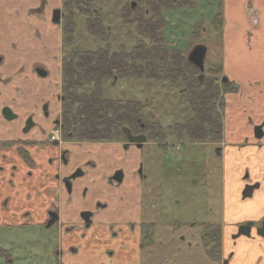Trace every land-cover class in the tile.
<instances>
[{"label":"flooded vegetation","instance_id":"af4514ba","mask_svg":"<svg viewBox=\"0 0 264 264\" xmlns=\"http://www.w3.org/2000/svg\"><path fill=\"white\" fill-rule=\"evenodd\" d=\"M39 3V7L43 8L45 0H39ZM128 4L132 9L135 6L133 1ZM62 18L63 11L61 10V22ZM6 27L10 29L8 24ZM0 44L6 45L10 50L13 49L11 42L6 43L5 40H0ZM33 69L38 74L39 71L44 70L38 64H35ZM22 70L20 68L16 70V73L13 72L5 55L0 53V115L2 119L7 122L16 119L19 110L16 106H20L23 113L18 122L19 126L26 117L22 132L27 133L33 127L38 128L36 135L31 139L22 135L16 138L0 137V264H14V255L8 251L9 245L13 243L12 240H15L14 237L11 238L13 232L20 234L25 231L30 235V231H34L36 234L32 236H36L35 244L40 246L47 240L55 239L56 245L53 246L50 254L54 257V264H64L63 256L66 253H77L82 249V244L70 245L66 250L62 249L59 244L63 239L61 235L65 234L70 238L73 233H78V238L83 240L87 231L103 227V225L108 231L109 238L117 239L118 242L116 245L118 252L105 249L104 253L109 258V262L112 259L122 260L133 257V264H159L158 260L161 261V258L165 256L162 245L172 244L174 240L184 242L186 249L189 250L188 253L192 250L200 255L202 253L208 258L209 264H237L232 261L237 252L235 251L237 241L240 238L251 241L259 240L260 246L262 244L264 247V230L263 232L260 230L264 222V213L259 221L245 220L235 223V229L230 234L231 243L227 248L223 244L221 223H200L199 225L197 223L186 225L158 223L164 218L163 210H158L157 206L159 194L145 185L151 183L152 176L148 177L144 168L147 164L152 166V161L150 158L146 161L141 150L135 158L137 168L136 172H133L134 178L130 175L132 179H135V195L132 194V196L130 192L119 193L118 199L108 196L110 190L113 191L115 187L121 186L124 171L117 169L111 174L103 171V167L110 165V157L106 155L107 152L99 148L100 144L119 141L126 149L131 145L143 148L146 145L155 144L162 150V154H167L169 149L176 146L174 141L181 143L180 141L188 140L193 143L210 144L215 147L216 155L222 157L220 146L222 130L220 138L210 139L211 143H209L205 139L192 140L186 135L175 134L173 124L162 125L160 123L166 133L155 138L151 130L147 128V122H159L153 118L144 120L139 117L135 125L122 126V134L116 140L77 141L63 138L61 107H57L56 116L51 118L49 116L52 113L48 110V103L43 101L36 113L37 118H35V113L30 114L29 112L28 103L25 107L22 106V94L20 93L17 105L12 106L13 92L19 90L14 86V79L24 78L21 74ZM202 76H198V79ZM226 83L228 84L227 80H221V84L227 85ZM61 99L60 92L59 103ZM34 118L39 123H35ZM46 123L53 126L51 130L58 129V139H50L51 130L47 129ZM168 126H170L169 130ZM124 128L130 132L132 137H136L135 141L127 138ZM255 133H261L263 136L262 125L255 126L254 137ZM173 137L175 140L169 139ZM144 179L145 183L142 182ZM241 179L243 186L240 190V199L243 201L252 198L258 185L249 181L246 171L241 174ZM102 180L106 181V186L111 189L105 190L98 185L93 191L89 189L94 182L97 184ZM253 184H256L257 188L253 189L251 196L243 197L244 186ZM88 190L91 192L88 193ZM173 229L180 231L177 236L172 233ZM260 231L261 234H258ZM238 233L240 234L237 236ZM24 240L31 243L28 237ZM126 240H131L133 247L129 249ZM158 247H161V250ZM204 256L202 257L203 264H205ZM41 259L43 258L38 261ZM253 264H264V257L259 258Z\"/></svg>","mask_w":264,"mask_h":264},{"label":"rangeland","instance_id":"374dc122","mask_svg":"<svg viewBox=\"0 0 264 264\" xmlns=\"http://www.w3.org/2000/svg\"><path fill=\"white\" fill-rule=\"evenodd\" d=\"M130 1L132 0H94L92 8L102 13V22L108 33L106 42L89 35L85 29L86 16L77 12L73 23V42L68 46L62 45L61 63L63 57L70 52L96 50L104 47L105 44L110 46L109 52L130 51L134 42L137 41L136 25L133 22L125 21L120 15L121 10ZM225 2L226 0H194L193 7L182 6L163 9L161 12L165 19L162 32L164 36L163 44L166 47L184 51L186 57L190 50L197 45L207 47L203 60L205 71L201 79L204 76L206 78H216L217 83L220 85L219 92L223 102L221 106L217 104V111L220 114L222 127L227 113L230 117L231 108L228 106L227 100L235 97L230 96L231 94L228 93L236 92L240 86H237V82L232 81L233 77L238 75V69L233 66L235 62L231 57L239 54L236 52L230 53L227 49L229 45L225 44L226 40L230 39V36L227 38V32L224 30L226 21L223 14V4ZM46 3L47 23L50 26L48 21L51 23L53 12L60 8V2L58 0H46ZM141 8H145L144 2L141 3ZM217 12H220V18L218 19L220 25L213 22ZM147 15H150V13ZM197 22H200V24L196 28ZM193 30L195 34L192 36ZM61 34L63 38V32ZM145 45L149 48L152 44L147 41ZM255 56H258V54ZM243 63H249L245 55L243 56ZM29 67L26 64L17 68L23 69L21 74L24 75V78L14 79V86L18 87L19 90L13 92L12 106L17 105L20 94H22V106L25 107L28 103L29 112L30 114L35 113V118H37L36 113L43 101L48 103V110L52 113L49 117L54 118L57 107H60L58 102L60 93V71L58 66L52 63L50 67L46 68L49 71L46 76H40L33 68L30 70ZM248 67L252 70H260L256 60L251 62ZM255 74L257 73L255 72ZM199 75L198 70L195 76L198 77ZM261 76H263L262 72ZM222 79L227 80L228 84H221ZM224 87H230L231 89L227 92ZM93 88L92 84L83 86L78 90V93H89ZM186 88L187 84L182 78L155 81L136 78L122 80L109 78L101 82V91L105 98L138 101L142 106V118L144 120L153 118L162 125L184 124L194 115L193 108L186 101ZM16 109H19L18 117L12 121L7 122L0 115V137L16 138L18 135H22L31 139L32 136L36 135L38 128L33 127L29 132L23 133L22 128L26 117L23 118L22 125L19 126L18 122L23 112L20 106H16ZM35 118V123H39ZM8 124H10V127H8ZM258 125L252 127L253 136L254 128ZM169 139L175 140L174 137ZM205 140L206 142L211 141L209 138ZM178 142H173L176 146L171 150L169 149L167 154H162V150L155 144L146 145L143 148L131 145L128 149L119 141L100 144L99 148L107 152L106 155L110 157V165L103 167V171H108V174H111L114 170L117 171V169L124 171V180L121 186L115 187L113 191L110 190L108 196L116 199L119 193L130 192L131 195H135V179H132L131 176L133 177V172H136L135 158L141 150L144 159L148 161L150 158L152 161V166L147 164L144 168L147 176H152L151 183L145 185H148L147 187L152 188L153 192L156 191L159 194L157 206L158 210H163L164 218L158 223L165 225L168 223H182L184 225L189 223H197L198 225L200 223H222L221 170L223 162L221 157L216 155L215 147L210 144L193 143L188 140ZM144 181L146 182L145 179L142 182ZM97 185L102 186L101 188H105V190L111 189L106 186L104 180L97 182V184L94 182L89 189L93 191ZM89 192L91 191L88 190ZM234 200L236 201L237 198ZM237 214L238 210L236 211ZM179 232L173 229L172 233L177 236ZM32 234L36 233L32 230L30 235L25 231L20 234L18 232L12 233L11 238L14 237L15 240H12L13 243L9 245L8 251L14 255L13 263L54 264V257L50 252L53 246L56 245V240H47L46 243H42L40 246L35 244L36 240L34 239L36 236H32ZM26 237L30 238L31 243L24 240ZM223 243L227 248L228 245L224 241ZM162 247L165 256L160 257L162 260H158L159 264H203L202 257L204 255L202 253L200 255L193 250L188 253L189 250L186 249L184 242L180 243L174 240L172 244L165 243ZM160 248L158 247L159 250H161ZM40 258L43 259L38 261ZM207 259L204 256L205 264H209Z\"/></svg>","mask_w":264,"mask_h":264},{"label":"crops","instance_id":"0c3cea01","mask_svg":"<svg viewBox=\"0 0 264 264\" xmlns=\"http://www.w3.org/2000/svg\"><path fill=\"white\" fill-rule=\"evenodd\" d=\"M58 2H60L59 9L62 10L61 0ZM39 6V0H0V40L11 42L13 45V49L10 50L6 45L5 48L0 44V53L5 55L11 70L15 73L21 65L28 64L31 70L35 64H38L46 70L55 63L60 71L61 92V20L59 24H55L52 20L51 23L48 21L50 24L48 26L46 0L43 8ZM223 14L226 21L224 30L227 32V38L230 36L225 44L229 45L227 49L230 53L239 54L231 56L235 62L233 66L238 69V75L233 77L232 81L237 82V86L240 85L236 92L228 93L235 97L231 98V101L227 100L231 108L230 117L227 113L220 141L223 162L222 237L230 246V234L235 229V223L245 220L259 221L264 213V0H226L223 4ZM7 24L10 29L6 27ZM256 54L258 56H255ZM244 55L249 63H243ZM255 60L260 70H252L248 67ZM46 71L49 74V71ZM256 124L262 125L263 136L260 139L253 136L252 127ZM46 126L48 130L53 127L49 126V123H46ZM244 171L247 172L249 181L257 183L258 188L255 189L252 198L242 201L241 174ZM96 228L87 231L83 240L78 238V233H73L70 238L65 234L61 235L63 239L59 244L62 249L66 250L70 245L82 244V249L77 253H66L63 256L64 264H133V257L122 260L112 259L113 261L109 262V258L104 253L105 249L118 252L117 239L109 238L105 225ZM127 241L130 249L134 244L131 240ZM259 242V240L240 238L232 262L256 263L259 258L264 257V247L262 244L260 246Z\"/></svg>","mask_w":264,"mask_h":264},{"label":"trees","instance_id":"16d2710c","mask_svg":"<svg viewBox=\"0 0 264 264\" xmlns=\"http://www.w3.org/2000/svg\"><path fill=\"white\" fill-rule=\"evenodd\" d=\"M132 1L135 3L133 9L128 4L120 12L122 19L136 25L137 41L130 51L109 52L110 46L105 44L96 50L74 51L63 57L60 102L63 138L77 141L116 140L122 134V126L135 125L136 119L142 117L140 102L105 98L101 91L102 80L136 78L155 81L182 78L187 84L186 101L193 108L194 115L184 124L174 125V133L186 135L192 140L219 139L222 125L217 104L221 106L223 99L216 78L204 76L202 80L198 79L195 76L198 69L187 61L184 51L169 49L163 44L165 19L162 10L193 7L194 0ZM93 2L61 0L63 46L73 42V23L77 12L86 16L85 29L90 36L105 42L108 40L102 13L92 8ZM142 2L145 4L144 9L141 8ZM219 18L220 12H217L213 20L217 25H220ZM199 24L196 23V28ZM194 34L193 30L192 36ZM147 41L152 44L149 48L145 45ZM91 84L94 88L89 93H78L81 87ZM224 89L229 92L231 88ZM147 128L155 138L166 133L157 122H147Z\"/></svg>","mask_w":264,"mask_h":264},{"label":"water","instance_id":"95a60500","mask_svg":"<svg viewBox=\"0 0 264 264\" xmlns=\"http://www.w3.org/2000/svg\"><path fill=\"white\" fill-rule=\"evenodd\" d=\"M60 17H61V10L60 9L55 10L53 12V15H52V22H54L55 24H59L60 23ZM206 51H207V47L202 46V45H197V46L193 47L190 50V52L187 54V61L190 62L192 65H194L199 70V74H200L199 76H202L204 74L203 60H204ZM39 74L41 76H45L46 72H45V70H41V71H39ZM123 130L125 131L127 138L129 140H131V141L136 140V137H132L130 132L126 128H124ZM261 136H262L261 133H255L256 139H259ZM141 139H143V137ZM255 188H257L256 184L244 186L243 191H242V196L243 197L251 196L253 189H255ZM260 230L263 232L264 222H263ZM261 231L258 232V234H261ZM239 234L240 233H238L237 236Z\"/></svg>","mask_w":264,"mask_h":264},{"label":"built area","instance_id":"2783aa9c","mask_svg":"<svg viewBox=\"0 0 264 264\" xmlns=\"http://www.w3.org/2000/svg\"><path fill=\"white\" fill-rule=\"evenodd\" d=\"M49 137H50V139L52 140V139H58V137H59V131H58V129H53V130H51V132H50V134H49Z\"/></svg>","mask_w":264,"mask_h":264}]
</instances>
